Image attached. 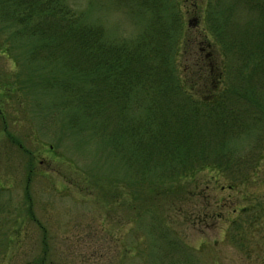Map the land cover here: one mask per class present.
I'll use <instances>...</instances> for the list:
<instances>
[{
    "label": "trees",
    "instance_id": "1",
    "mask_svg": "<svg viewBox=\"0 0 264 264\" xmlns=\"http://www.w3.org/2000/svg\"><path fill=\"white\" fill-rule=\"evenodd\" d=\"M115 1L141 26L132 39L108 37L66 0H8L36 62L21 84L39 95L32 109L50 114L58 142L95 144L133 173L126 188L168 197V208L188 202L203 171L244 179L242 160L256 157L248 154L264 128V0ZM181 9L202 21L195 34Z\"/></svg>",
    "mask_w": 264,
    "mask_h": 264
},
{
    "label": "rangeland",
    "instance_id": "2",
    "mask_svg": "<svg viewBox=\"0 0 264 264\" xmlns=\"http://www.w3.org/2000/svg\"><path fill=\"white\" fill-rule=\"evenodd\" d=\"M1 1L0 264H264V128L248 154L256 157L242 160L244 179L198 173L180 210L168 208V197L144 200L146 193L124 186L133 173L126 174L111 154L76 136L63 134L58 142L50 114L32 109L39 95L23 93L21 84L26 67L36 63L29 61L33 49L22 43L14 5ZM66 2L99 22L108 37L132 39L141 31L124 2ZM182 18L189 35L202 26L191 21L193 13ZM247 140L238 145L241 153L249 151Z\"/></svg>",
    "mask_w": 264,
    "mask_h": 264
}]
</instances>
